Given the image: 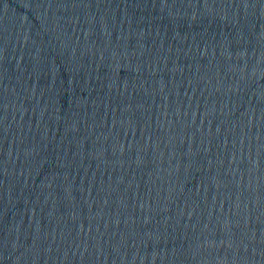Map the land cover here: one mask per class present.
<instances>
[{"label":"water","instance_id":"1","mask_svg":"<svg viewBox=\"0 0 264 264\" xmlns=\"http://www.w3.org/2000/svg\"><path fill=\"white\" fill-rule=\"evenodd\" d=\"M0 264H264V0H0Z\"/></svg>","mask_w":264,"mask_h":264}]
</instances>
